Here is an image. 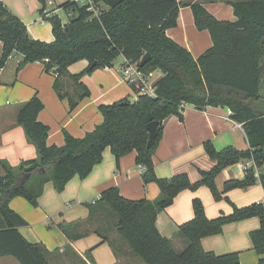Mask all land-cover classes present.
<instances>
[{
    "label": "trees",
    "instance_id": "obj_1",
    "mask_svg": "<svg viewBox=\"0 0 264 264\" xmlns=\"http://www.w3.org/2000/svg\"><path fill=\"white\" fill-rule=\"evenodd\" d=\"M42 2L41 12L46 9ZM103 3L105 0H94ZM234 7L236 21H222L203 5L193 4L195 24L207 29L212 37L210 49L195 58L167 34L177 26L178 0H123L107 9L100 18L78 1L66 0L60 4L68 14L64 23L58 14L48 17L52 24L54 41L47 42L32 37L26 24L0 1V42L3 45L0 69L10 56L19 53L23 59L18 70L28 63L42 62L47 73L56 78L54 89L61 99H68L72 112L84 98L89 88L81 82L84 74L100 67H111L123 56L130 62L140 63L146 53L151 59L142 71L149 74L159 70L163 75L155 81L156 96L137 95L112 104H101L99 111L103 122L84 137L65 133L63 146L48 145L50 127L38 119L44 103L34 95L22 105L17 121L23 126L28 140L33 143L38 157L11 166L3 161L5 174L0 173V257L12 256L20 264H51L48 251L42 244L28 241L19 228L28 222L10 202L21 196L33 206H38L44 184L52 181L58 192L76 175L87 177L94 166L103 159L107 147L119 164L121 157L136 152V163L143 166L146 183L155 182L160 194L156 200L124 197L118 187H109L92 202H86L90 215L108 209L117 218L116 231L145 264H241L238 252L217 255L206 251L202 238L220 234L225 224L258 217L260 228L250 232L253 247L264 254V204L255 202L248 206L233 205L229 214L209 218L201 198L192 200L193 218L180 224L178 236L187 241L184 250L174 249L172 241L161 234L157 227L158 214L172 205L179 193L207 186L216 201L226 199L229 191L248 188L258 180L264 186V0H228ZM183 5H187L184 3ZM86 59L89 66L79 74L69 71L70 65ZM97 62V65H93ZM73 91L66 89V82ZM186 104L199 109L223 106L231 110L230 117L240 123L249 147L238 149L227 146L217 149L211 140L204 143L209 157L216 161L201 179L193 183L188 174L180 173L169 178L156 174L154 154L163 136L164 120L177 115L183 120ZM157 121L158 136L148 146L147 124ZM245 160H252L243 179H230L221 191L216 177L227 167ZM0 162H2L0 160ZM36 168L27 172L29 166ZM29 174L22 182V177ZM70 235L67 224H60ZM106 239V237L98 232ZM90 253V252H88ZM264 264V260H261Z\"/></svg>",
    "mask_w": 264,
    "mask_h": 264
},
{
    "label": "crops",
    "instance_id": "obj_2",
    "mask_svg": "<svg viewBox=\"0 0 264 264\" xmlns=\"http://www.w3.org/2000/svg\"><path fill=\"white\" fill-rule=\"evenodd\" d=\"M0 1L22 19L32 37L54 41L52 24L48 19L51 15L41 12L39 0ZM178 1L182 3L178 24L167 29L166 34L187 48L195 58L210 49L213 41L207 29L197 28L191 5H203L222 21L237 20L234 7L228 0ZM54 10L58 14L57 9ZM2 51L0 42V57ZM22 59L21 54L14 53L0 69L1 174H5L3 161L18 166L24 160L38 157L36 146L28 140L23 126L17 121L22 105L34 95H38L44 103L38 119L50 127L47 143L58 146L65 144L64 131L81 138L101 124L104 119L99 111L101 104H112L125 98L132 101L137 99L134 88L122 73L123 56L117 58L111 67H100L82 76L81 82L89 88L90 95L80 101L72 112L69 100L61 99L55 91L56 77L45 71L44 64L36 61L18 70ZM88 66V60H80L70 65L69 71L79 74ZM155 73L158 76L154 80L163 75L159 70L151 72L152 75ZM66 89H74L68 81ZM182 113L183 120L177 115H170L163 122V136L154 154L155 171L159 177L169 178L186 173L193 183L198 182L201 171L210 170L216 163L205 150L204 143L208 140L217 149L230 145L238 149L249 147L242 125L230 117V108L208 106L199 109L193 104H186ZM143 170L136 163V152L124 155L118 164L113 152L107 147L102 161L94 166L91 173L85 178L74 176L64 191L58 192L53 182L47 181L38 199V206H33L21 196L13 198L10 206L28 222L19 228L22 235L31 243L44 245L51 264H66V261L73 259H81L87 264H145L118 235L117 218L108 209H101L92 217L86 205V202L97 199L103 190L114 186L128 199L156 200L160 189L155 182L144 181ZM245 174V161H242L225 168L216 177V184L222 191L226 181L243 179ZM226 195L230 201H216L205 186L196 190L186 189L178 194L172 205L158 214L157 227L163 236L171 239L174 249L182 251L187 241L177 232L180 224L193 218L192 200L195 197L199 196L203 200L209 218L231 213L233 205L244 207L255 202L264 204V186L260 180L251 187L236 188ZM64 223L70 235L61 229L60 224ZM57 226L63 234L56 229ZM260 226L258 217L225 224L222 233L202 238V246L217 255L238 252L241 264H262L264 254L256 252L250 237V232ZM0 264L20 263L12 256H4L0 257Z\"/></svg>",
    "mask_w": 264,
    "mask_h": 264
},
{
    "label": "built area",
    "instance_id": "obj_3",
    "mask_svg": "<svg viewBox=\"0 0 264 264\" xmlns=\"http://www.w3.org/2000/svg\"><path fill=\"white\" fill-rule=\"evenodd\" d=\"M79 3L81 5H86L87 10L92 12L91 19L100 18V16L107 9L110 8V6L106 3V1H104L103 3H96L94 0H80ZM48 4L53 5L54 1L48 0ZM43 13L48 14L49 10L44 9ZM68 15L70 16L71 14ZM122 73L128 84H130L134 88L136 95L145 94L153 97L156 96V86H155L156 80L152 79L151 73L147 74L144 71H142L138 63L130 62L124 58ZM252 165H253L252 160H245L246 170ZM256 175H258L257 169H256Z\"/></svg>",
    "mask_w": 264,
    "mask_h": 264
},
{
    "label": "water",
    "instance_id": "obj_4",
    "mask_svg": "<svg viewBox=\"0 0 264 264\" xmlns=\"http://www.w3.org/2000/svg\"><path fill=\"white\" fill-rule=\"evenodd\" d=\"M105 1L110 6V8H113L116 5H118L119 3H121L123 0H105ZM150 59H151L150 53L144 54V56L142 57V59L139 63V66L143 67L145 64H147L150 61ZM93 65L94 66L97 65V62H94ZM157 125H158L157 121H153V122H150L147 124V130L149 132L148 146H150L156 140V138L158 136ZM35 168H36V165H32V166H29L26 169V171L29 172ZM28 177H29V174H25L22 177V182H25L28 179Z\"/></svg>",
    "mask_w": 264,
    "mask_h": 264
},
{
    "label": "rangeland",
    "instance_id": "obj_5",
    "mask_svg": "<svg viewBox=\"0 0 264 264\" xmlns=\"http://www.w3.org/2000/svg\"><path fill=\"white\" fill-rule=\"evenodd\" d=\"M40 1V0H39ZM54 1V4L53 5H49L48 4V0H46V9L47 10H49V13L48 14H50V15H53V14H55V10L54 9H57V13L59 14V16H60V18L63 20V21H67L68 20V13L63 9V8H61V7H59V5H60V3L61 2H59V1H61V0H53ZM73 1H79V0H73ZM40 4L42 5V2L40 1ZM53 9V10H52ZM66 23V22H65ZM82 60H84V59H82ZM80 61V60H79ZM78 62V61H77ZM85 71V70H84ZM83 72V71H82ZM158 76V73H155L154 75H152V79H155L156 77ZM264 169H257V171L259 172V171H263ZM205 187H207V186H205ZM208 188V187H207ZM208 190L210 191V189L208 188ZM210 193H211V191H210ZM212 194V193H211ZM213 196V195H212ZM199 197V196H198ZM203 201V200H202ZM204 203V202H203ZM58 231H60L61 232V234H63L62 233V231L59 229V227L57 226V228H56ZM112 232V231H111ZM113 233V232H112ZM111 235H113V234H111ZM63 236V235H62ZM131 250V249H130ZM66 264H87L86 262H84L83 260H81V259H73V260H68V261H66L65 262Z\"/></svg>",
    "mask_w": 264,
    "mask_h": 264
}]
</instances>
